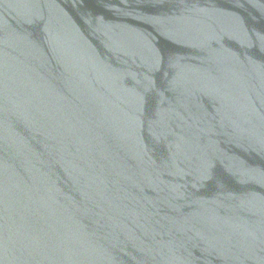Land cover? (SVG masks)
<instances>
[{"label": "water", "instance_id": "95a60500", "mask_svg": "<svg viewBox=\"0 0 264 264\" xmlns=\"http://www.w3.org/2000/svg\"><path fill=\"white\" fill-rule=\"evenodd\" d=\"M0 264H264V0H0Z\"/></svg>", "mask_w": 264, "mask_h": 264}]
</instances>
